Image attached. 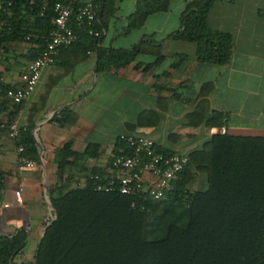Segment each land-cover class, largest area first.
<instances>
[{"label":"trees","instance_id":"obj_1","mask_svg":"<svg viewBox=\"0 0 264 264\" xmlns=\"http://www.w3.org/2000/svg\"><path fill=\"white\" fill-rule=\"evenodd\" d=\"M117 1L99 0L97 18L89 26L77 29L71 20L77 39L64 49L78 46L83 52L94 50L96 73L127 67L147 45L154 48L151 53L156 54V62L160 60L161 43L151 40L141 39L128 49L100 47ZM185 1L179 29L167 38L193 44L199 63L226 64L232 38L226 32L210 29L206 22L216 0ZM169 2L134 0L122 34L140 28L148 16L166 12ZM55 3L67 1L0 0V21L5 23L0 32V53L6 51L4 44L24 43L27 50L21 56L23 61L36 59L52 29ZM88 29L99 36L88 35ZM9 89L13 88L0 86V97L5 98ZM7 101L14 114L22 105ZM206 107V101L198 102L186 116V123L168 133V140L195 136ZM150 114L153 113H141L138 121ZM70 117L71 113L64 109L52 121L67 123ZM203 123L208 140L186 154L187 165L174 180L172 191L159 200L95 191L90 176H104L103 170H91L81 186L73 184L72 176H65L67 169L77 159L96 160L99 145L87 144L81 154L71 151L67 143L57 149L56 182L45 190L54 218L42 233L32 261L26 264H264V137L223 132L222 115L215 111ZM33 128L32 123L21 124L13 142L15 148L22 147L25 158L35 161ZM124 145V140H116L111 154L125 153ZM157 150L172 153L159 146ZM197 174L204 177L206 186L190 191ZM1 186L0 178V189ZM25 246L23 229L11 236H0V264L12 263Z\"/></svg>","mask_w":264,"mask_h":264},{"label":"crops","instance_id":"obj_2","mask_svg":"<svg viewBox=\"0 0 264 264\" xmlns=\"http://www.w3.org/2000/svg\"><path fill=\"white\" fill-rule=\"evenodd\" d=\"M132 1L123 22L118 19L122 0L117 1L100 47L128 49L141 39L160 42L159 61L151 53L154 48L147 45L127 67L96 73L95 51L83 52L72 46L60 50L53 64L41 71L34 90L15 114L7 99L0 97L4 104L0 108V236H11L23 229L26 245L36 247L51 218L45 190L56 182L54 154L66 143L77 154L87 144L99 145L96 160L77 159L65 173L72 176L73 184L81 186L91 170L108 174V160L116 140L130 135L149 138L172 153L186 155L199 148L209 138L203 122L213 111L222 115L223 132L264 137V94L259 95L261 78L253 71L256 62L264 61V0H216L210 6L207 26L232 38L231 53L224 65L199 63L193 44L167 38L179 29L182 12L171 17V0L166 12L152 14L140 28L122 34L134 9ZM152 20L155 26L148 27ZM132 34H137L133 41L117 44ZM2 47L6 51L0 53V86L18 87L31 65L21 58L27 46L8 43ZM200 101H206L207 109L197 134L168 140V133L184 125L186 116ZM64 109L71 113L69 122L52 121ZM144 112L153 114L138 121ZM13 117H18L24 126L28 122L34 125V165L17 162L15 143L7 136ZM204 183V177L197 174L189 190H202L205 187H199ZM25 258L24 249L18 259Z\"/></svg>","mask_w":264,"mask_h":264},{"label":"built area","instance_id":"obj_3","mask_svg":"<svg viewBox=\"0 0 264 264\" xmlns=\"http://www.w3.org/2000/svg\"><path fill=\"white\" fill-rule=\"evenodd\" d=\"M67 3L53 5L54 17L52 29L48 34L42 53L31 62L27 77L23 83L5 93V98L13 105L22 104L34 90L41 71L52 65L61 49L69 47L77 39L70 24L73 20L77 29L89 26L97 18L99 0H66ZM5 23L0 21V32ZM88 35L99 34L88 29ZM21 128L18 117H13L7 127V136L16 140ZM123 151L119 155H110L108 174L96 173L90 178L94 181V190L103 193H118L159 200L172 191L173 182L187 165V158L182 153L164 154L157 150V145L143 136L124 138ZM17 162L21 165H34L33 160L22 155V147L16 149ZM10 264H26L18 260Z\"/></svg>","mask_w":264,"mask_h":264},{"label":"rangeland","instance_id":"obj_4","mask_svg":"<svg viewBox=\"0 0 264 264\" xmlns=\"http://www.w3.org/2000/svg\"><path fill=\"white\" fill-rule=\"evenodd\" d=\"M183 1H185V0H171L170 5H171L172 13H173L171 17H173V15L178 16L180 14V12L183 11L182 9H184L183 7L185 6V4L182 3ZM185 3H186V1H185ZM132 5H133V1L131 2V0H122L121 4H119V10H118V19L119 20L121 19L123 22L124 17L127 14H129V12L131 11L130 8H132ZM122 22H119V24H121ZM149 23L150 24H148V27L149 26L150 27L155 26V24H156L155 20H152ZM136 37H137V34H132V36H129L125 39L118 40L117 44L126 45L129 42L133 41ZM253 71L255 73V76L257 75V77L261 78V80L257 86L260 89L259 95H262V94H264V61L256 62L255 65H253ZM251 76H253V74H251ZM204 187H205V183L203 184V187H199V189H202ZM34 248H35L34 244L26 245L24 248L26 258L25 259H18V256H17L16 258H14L13 262H17L18 260H21L25 263L31 262L32 256L34 254Z\"/></svg>","mask_w":264,"mask_h":264},{"label":"water","instance_id":"obj_5","mask_svg":"<svg viewBox=\"0 0 264 264\" xmlns=\"http://www.w3.org/2000/svg\"><path fill=\"white\" fill-rule=\"evenodd\" d=\"M50 211H51V207H50ZM51 216H52V218H50V222H49L48 224L45 225V227H44L42 233L44 232L45 228H46V227L51 223V221L53 220L54 215L52 214ZM39 240H40V239H39ZM38 242H39V241H38Z\"/></svg>","mask_w":264,"mask_h":264}]
</instances>
